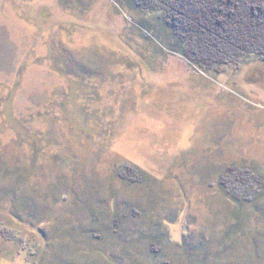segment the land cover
Returning <instances> with one entry per match:
<instances>
[{"label": "rangeland", "instance_id": "rangeland-1", "mask_svg": "<svg viewBox=\"0 0 264 264\" xmlns=\"http://www.w3.org/2000/svg\"><path fill=\"white\" fill-rule=\"evenodd\" d=\"M166 1L0 0V264H264V48Z\"/></svg>", "mask_w": 264, "mask_h": 264}, {"label": "trees", "instance_id": "trees-1", "mask_svg": "<svg viewBox=\"0 0 264 264\" xmlns=\"http://www.w3.org/2000/svg\"><path fill=\"white\" fill-rule=\"evenodd\" d=\"M249 1L168 0L166 3L170 2L171 7L175 6L176 23L184 20L187 35L211 36L216 33L219 34L218 36L226 37V46L234 40H239L245 42L247 48L254 45L263 51L264 46L260 43V35H264V24L261 25L259 21L255 22V16L264 12V0ZM252 25H255V28L249 29Z\"/></svg>", "mask_w": 264, "mask_h": 264}, {"label": "bare ground", "instance_id": "bare-ground-1", "mask_svg": "<svg viewBox=\"0 0 264 264\" xmlns=\"http://www.w3.org/2000/svg\"><path fill=\"white\" fill-rule=\"evenodd\" d=\"M230 29V28H229ZM229 33V32H228Z\"/></svg>", "mask_w": 264, "mask_h": 264}]
</instances>
